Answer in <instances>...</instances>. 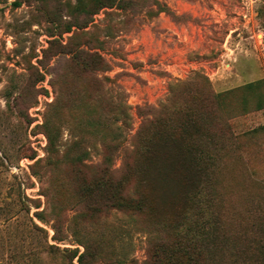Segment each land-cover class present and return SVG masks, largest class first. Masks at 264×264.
<instances>
[{
  "label": "rangeland",
  "instance_id": "374dc122",
  "mask_svg": "<svg viewBox=\"0 0 264 264\" xmlns=\"http://www.w3.org/2000/svg\"><path fill=\"white\" fill-rule=\"evenodd\" d=\"M15 1L21 5L14 7ZM77 1L0 0V264H78L70 251L82 253L85 238L101 244L98 264L147 260L148 233L122 213L113 211L94 227L72 224L77 210L62 154L81 128L72 111L51 103L54 87L90 88L93 82L79 78L62 52L90 47L104 60L108 70L95 75L109 79L102 83L107 101L128 112L126 123H113L109 134L127 147L150 117L148 109L182 83L202 91L201 76L214 93H223L264 79V0H131L125 9H101L86 27L67 33L63 24L46 21L47 12L71 21L68 11ZM157 3L165 12L154 14ZM234 96L231 109L239 100ZM230 113L233 140H224L212 191L226 251L235 235L249 236L264 203V108ZM44 119L57 129L58 162L52 166L46 164ZM88 153L87 164L101 160L98 144ZM120 165L117 158L114 167Z\"/></svg>",
  "mask_w": 264,
  "mask_h": 264
},
{
  "label": "trees",
  "instance_id": "16d2710c",
  "mask_svg": "<svg viewBox=\"0 0 264 264\" xmlns=\"http://www.w3.org/2000/svg\"><path fill=\"white\" fill-rule=\"evenodd\" d=\"M129 4L131 0H78L68 11L69 22L62 23L55 13L44 16L57 27L63 24L61 32L67 33L73 26L86 27L101 9H125ZM157 4L154 14L165 12ZM20 5V1L13 2L14 7ZM92 50L82 47L62 52L70 56L68 61L77 68L78 77L90 76L93 83L90 88L54 87L51 103L56 110L72 111L81 128V136L62 154L74 195L72 208L77 210L72 224L94 227L113 211L130 217L149 235L144 264H224V251L227 264H264V203L250 225L249 236L235 235L226 251L229 241L222 211L212 199L219 153L227 139L233 140L227 123L234 116L230 112L263 109L264 79L223 93H214L201 76L198 79L206 86L202 91H191L190 82L182 83L164 103L148 109L150 117L143 120L127 147L118 134H109L113 123H126L127 108L107 101L102 83L109 79L95 73L108 67ZM235 94L239 100L231 109L228 102ZM42 128L47 140L46 164L52 166L58 162L57 129L48 119ZM92 144L101 147L102 157L96 164H87ZM117 158L121 159L119 168L114 167ZM58 217L53 222L55 231L61 223ZM85 240L81 241L82 253L70 251V259L98 264L101 244Z\"/></svg>",
  "mask_w": 264,
  "mask_h": 264
}]
</instances>
